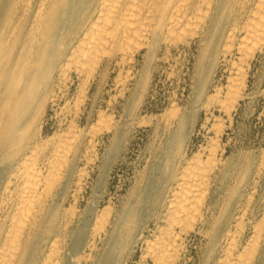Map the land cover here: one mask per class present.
Masks as SVG:
<instances>
[{"label": "rangeland", "instance_id": "1", "mask_svg": "<svg viewBox=\"0 0 264 264\" xmlns=\"http://www.w3.org/2000/svg\"><path fill=\"white\" fill-rule=\"evenodd\" d=\"M198 35L200 34H188L186 40L177 41L176 44L161 38L150 51L142 47L135 60H131L129 56L122 58L117 53L107 71L96 73L95 80L87 72L90 67L87 65L88 61L85 64L88 68L84 72L70 68L66 74L69 79L65 80L57 73L54 75L52 92L56 93V98L54 101L50 98L47 100L43 113V135L65 134L66 131L67 143L71 144L76 135L71 134L73 127L70 121L77 123L74 134L82 127L86 134L81 143L82 155L77 160L76 167L70 169L69 179L64 181L58 203L48 218L52 233H56L57 239V243L54 242V249L57 251L54 250L56 254L53 253V259L59 258L64 248L69 246L72 252H66V264H141L140 255L145 250L146 243L144 240L135 241L136 233L144 220L152 218V206L156 203L157 194L160 192L163 195L170 166L181 165L193 152L203 150L205 146L207 148L205 147L203 156L206 157L210 148L217 143L216 204L209 219L203 224L196 221L185 231H180V227L175 226V230L180 231L179 242H182L176 264H219L218 258L224 253L223 248L229 244L228 241L236 239L233 243L238 249H242L245 244L250 246L255 237L254 241L257 242H252L255 244L252 253H256H251L254 258L246 253L243 262L264 264V46L256 38H252L247 42L252 44L246 47V42L243 43L239 35L230 51L225 54L221 45L216 44L217 38L212 40L211 37ZM239 43L244 44V53L241 52L242 48L239 49ZM251 46L255 48L253 54L248 55L246 49H253ZM239 65L246 76L243 84L237 85L240 95L229 105L234 91L231 92L233 89L230 90L227 86L228 80H239ZM125 73L129 75L126 79ZM83 82L85 85L82 86ZM81 87L85 92L81 90L82 94L78 95ZM76 97L83 98V101ZM99 116L102 118L99 119ZM94 128L96 131L90 130ZM34 129L35 127L32 131ZM88 130L89 134L86 132ZM91 134L96 136L95 151L86 147ZM216 137L220 139L217 141ZM131 216L134 217L133 223L130 222ZM115 218L118 222L113 228L111 225ZM258 221L260 226H257ZM158 222L150 219L144 230L146 238H153L158 226L167 224L162 217ZM131 223L136 227V231L132 233L128 226ZM255 225L261 231H253L256 229ZM226 230L229 231L225 233ZM105 231L109 233L107 236ZM255 233L259 235V239ZM92 234L96 236L90 245L87 241ZM75 252L80 254L77 256ZM144 261L152 264L150 258Z\"/></svg>", "mask_w": 264, "mask_h": 264}, {"label": "bare ground", "instance_id": "2", "mask_svg": "<svg viewBox=\"0 0 264 264\" xmlns=\"http://www.w3.org/2000/svg\"><path fill=\"white\" fill-rule=\"evenodd\" d=\"M188 34H200L202 37H211L212 40L217 38L216 44L221 45L225 54L230 51L231 45L239 35L243 43L246 42L244 43L246 47L249 45L248 40L252 38H256L260 45L264 46V0H0V264H66V252L69 254L72 252L69 246H66L60 257L53 259V253L56 254L54 251L56 233H52L48 218L58 203L64 181L69 179L70 169L82 155L81 143L86 133L83 132L82 127L74 134L73 130L77 128V123L70 121L73 127L72 130L70 129L73 132L71 134L76 135L71 144L67 143L66 131L65 134L62 132V134L43 135L42 122L45 118L43 113L47 100L50 98L54 101L56 98V93L52 92L54 75L57 73L66 80L69 79L66 74L70 68L84 72L90 66L87 72L95 80L96 73L107 71L117 53H120L122 58L129 56L131 60H135L136 54L142 47L150 51L161 38L175 43L186 40ZM259 42L256 44L255 41V44L259 45ZM240 45L239 49L242 48V52L245 47ZM252 46L253 49L250 47L251 50L246 49L248 55L253 54L255 47ZM247 54L243 55L246 57ZM239 69L241 73L238 74ZM128 71L130 72L129 69ZM243 72L242 67L238 68L239 80L236 81L237 78L228 80L227 86L230 90L233 89L231 92L234 91L231 98L229 96L231 99L229 105L240 95L237 85L244 82L246 75ZM125 74L126 79L129 75ZM84 80L86 81L85 78ZM79 89L80 92L77 94L81 95L83 87ZM75 105L77 106V102ZM101 113L103 114V111ZM100 118L102 117L99 116ZM98 124L101 125L100 122ZM33 127L35 129L32 131ZM90 130L86 131L87 134ZM217 130L219 131V128ZM94 136V134L89 135V143L86 146L93 151L96 149ZM215 139L218 141L220 138ZM205 147L203 150L193 152L181 165L170 166L163 195L160 192L157 194L156 203L153 204L150 213L152 217L150 219L158 222L162 217L167 224L159 225L153 238H146L144 230L149 224L148 218L140 224L136 233L135 241L144 240L146 243L145 250L140 255L141 264H149L144 261L147 258L151 259L152 264H176L182 243L179 242L180 231L192 227L196 221L203 224L209 219L216 204L214 203L217 178L215 167L218 158L215 156V147L210 148L206 157L203 156ZM113 222L117 224V218ZM130 222H134L133 216L130 217ZM132 223L128 224L130 233L136 231ZM114 224L111 225L113 228L116 226ZM258 224L257 226H260L259 221ZM175 226H179L180 231L175 230ZM257 226L255 225L256 229L253 230H257L256 233L260 228ZM107 231L105 236L109 234ZM228 231L226 230L225 233ZM95 236L96 234H92L87 241L90 245L94 242ZM256 236L260 238L259 235ZM255 238L252 240L254 241ZM233 242L228 241L229 244L223 248L224 253L220 257L217 255L219 264H246L243 262L244 255L249 253L253 257L252 254L256 253V251L252 253L255 247L252 242L250 246L245 244L242 249H238ZM74 254L78 256L80 253Z\"/></svg>", "mask_w": 264, "mask_h": 264}]
</instances>
